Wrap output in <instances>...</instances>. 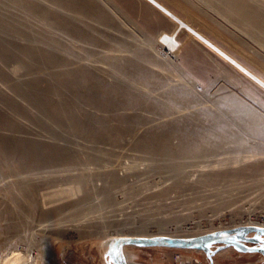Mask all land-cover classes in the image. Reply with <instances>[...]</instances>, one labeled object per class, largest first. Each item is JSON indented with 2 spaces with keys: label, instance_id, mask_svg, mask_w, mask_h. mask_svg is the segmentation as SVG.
<instances>
[{
  "label": "rangeland",
  "instance_id": "1",
  "mask_svg": "<svg viewBox=\"0 0 264 264\" xmlns=\"http://www.w3.org/2000/svg\"><path fill=\"white\" fill-rule=\"evenodd\" d=\"M96 1L132 30L131 37H128L132 44L146 47L140 33L143 28L137 27L144 26L146 16L153 22L157 21L156 11L146 10L143 0ZM161 1L245 64L244 56L256 60L251 61L250 67L264 76V31L254 30L241 19L218 12V8L210 7L206 0H186L195 7L187 6L188 10L181 8L184 0ZM1 11V16L12 21L6 12L3 14ZM147 28L155 39L164 29L158 25H147ZM23 29L31 38L42 37L27 26ZM178 42L182 43L183 38ZM45 46L64 53L61 46L50 40ZM193 47L195 53L187 58L185 67L180 63V48L168 55L157 44H153L149 54L138 59L155 72L168 73L172 85L178 83L192 90L198 99L196 103L167 104L162 96L153 93L155 102L168 106L165 112L155 115L139 110L138 115L147 123L138 124L133 130L118 136L113 144L89 146L73 138L71 145L80 155L93 154L98 159L92 161L82 157L72 165L55 167L57 172L71 169L70 174L54 177L56 179L49 176L33 178L34 193L30 196L24 197L15 186L6 184L14 178L2 180L0 176V226L6 228L5 236L0 238V258L14 250L24 256L20 264H111L104 239L115 232L203 235L209 233L208 230L221 227L264 223V168L260 166L256 171L248 168L260 158L246 163L237 161L252 150L264 153V137L252 136L242 140L241 147L224 142L215 154L204 158L155 156L134 147L135 141L148 127L156 133L172 127L174 134L170 137V145H177L175 124L179 125L178 121L185 119L183 117L187 113L189 120L186 119L185 125L190 130L212 127L213 119L200 112L203 109L214 111L213 102L220 94L229 95L240 105L250 107L264 127V93L248 85L206 49L196 43ZM129 49L134 50L135 47ZM168 61H172L171 73L162 66ZM21 72L18 69L14 76ZM106 79L108 82L112 80ZM46 85L47 81H44L40 87ZM0 88L2 92L6 91L2 84ZM208 163L211 166H198ZM112 167L116 171H111ZM47 170L51 169H42L41 172ZM49 174L55 173H46ZM160 190L166 193L157 195ZM6 212L10 214L12 228L1 217ZM219 246H212L214 264H264L261 254L244 253L235 247H226V250H231L218 256L225 249L217 250ZM131 247L134 250H128V255L132 264H210L203 251Z\"/></svg>",
  "mask_w": 264,
  "mask_h": 264
},
{
  "label": "bare ground",
  "instance_id": "2",
  "mask_svg": "<svg viewBox=\"0 0 264 264\" xmlns=\"http://www.w3.org/2000/svg\"><path fill=\"white\" fill-rule=\"evenodd\" d=\"M143 1L146 10L156 11L158 18L153 22L146 16L144 26L137 27L143 28L140 33L146 47L142 48L128 40L132 30L123 21L111 16L96 0H0L1 13L6 12L12 18V21H8L0 15V84L6 89L2 92L0 88V176L2 180L14 178L6 184L15 186L22 196L34 193L33 178L49 176L53 179L71 172L68 168L57 172L55 167L72 165L82 157L92 161L98 159L93 154L80 155L71 145L73 138L89 146L113 144L118 136L133 130L138 124L142 126L147 123L138 115L139 110L155 115L165 112L168 106L166 108V105L155 102L153 93L172 105L198 101L193 91L185 85H172L168 73L155 72L138 59L149 54L153 44L160 45L168 55L180 48V63L185 67L187 58L195 53L193 45L196 43L228 65L248 85L264 93V76L250 67L256 60L244 56L245 64L161 0ZM184 1L186 5L182 9L188 10L187 6L195 9ZM206 1L210 7L218 8V12L235 16L254 30L264 31V0ZM200 12H203L202 9ZM147 25H158L164 29L155 39L152 33L149 35L151 31H148ZM23 26L39 32L42 37L31 38ZM181 38L183 42L179 43ZM49 40L61 46L64 53H57L45 46ZM129 47L135 49L130 50ZM162 66L165 71L172 72V61L162 63ZM9 67L12 69L8 70ZM18 69L22 72L15 77ZM105 77L112 80L108 82ZM44 81H47V85L40 87ZM213 105L214 111L203 109L200 112L213 119L212 127L190 130L185 125L186 119L189 120L187 113L183 117L185 119L178 121L179 125L175 124L177 145H170V137L174 134L172 127L160 133L148 127L135 141L134 147L155 156L204 158L215 154L224 142L236 143L237 147H241L242 140L252 136L264 137L261 120L250 107L240 105L231 96L222 94L215 98ZM252 151L240 159L237 157V161L246 163L260 158L248 168L255 171L260 166L264 168V153ZM258 154L260 157H257ZM198 166L205 168L211 165ZM46 168L51 170L41 172ZM111 171L116 170L112 167ZM49 172L55 174L46 175ZM165 190H160L157 195H164ZM1 217L9 222V227H13L8 212ZM252 224L243 226L264 228V223ZM235 227L238 226L229 228ZM212 230H208L209 233ZM5 233L6 228L0 226V238ZM198 235L115 232L104 240L106 249L118 237ZM129 246L123 247L126 264H132L128 250L133 247ZM226 249L217 255L231 250ZM23 257V254L10 250L0 258V264H20Z\"/></svg>",
  "mask_w": 264,
  "mask_h": 264
},
{
  "label": "water",
  "instance_id": "3",
  "mask_svg": "<svg viewBox=\"0 0 264 264\" xmlns=\"http://www.w3.org/2000/svg\"><path fill=\"white\" fill-rule=\"evenodd\" d=\"M264 228L256 226H238L226 230H217L193 237H118L112 241L109 249L113 264H126L123 254L125 245L142 247H166L175 249L201 250L205 252L210 264H214L211 247H235L244 253H259L264 259Z\"/></svg>",
  "mask_w": 264,
  "mask_h": 264
},
{
  "label": "snow or ice",
  "instance_id": "4",
  "mask_svg": "<svg viewBox=\"0 0 264 264\" xmlns=\"http://www.w3.org/2000/svg\"><path fill=\"white\" fill-rule=\"evenodd\" d=\"M262 231H264V230H262Z\"/></svg>",
  "mask_w": 264,
  "mask_h": 264
}]
</instances>
